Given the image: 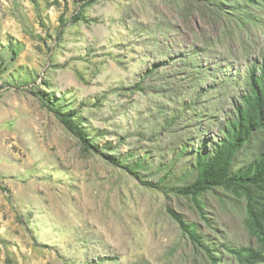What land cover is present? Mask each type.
<instances>
[{
    "label": "rangeland",
    "instance_id": "1",
    "mask_svg": "<svg viewBox=\"0 0 264 264\" xmlns=\"http://www.w3.org/2000/svg\"><path fill=\"white\" fill-rule=\"evenodd\" d=\"M85 3L0 0V264H212L168 208L239 264L226 246H259L243 198L212 190L206 220L86 151L45 103L75 112L104 153H149L153 167L184 138L217 141L263 63L264 0ZM80 10L95 21L73 22Z\"/></svg>",
    "mask_w": 264,
    "mask_h": 264
},
{
    "label": "trees",
    "instance_id": "2",
    "mask_svg": "<svg viewBox=\"0 0 264 264\" xmlns=\"http://www.w3.org/2000/svg\"><path fill=\"white\" fill-rule=\"evenodd\" d=\"M85 1V6H88L99 0ZM72 21L93 22L95 19L87 18L80 10ZM148 35L156 47L158 42L156 35L152 33ZM195 60V55H192L187 61L191 64L193 72L201 68L199 65H193ZM155 69L156 66L148 69L147 75H151ZM3 70L0 65V78ZM202 72L204 74L206 70L202 69ZM190 78L193 80L192 76ZM136 86L143 90L141 83ZM194 105L191 104L189 108H195ZM45 106L79 139L86 151L104 155L110 163L128 171L145 186L169 196L172 194L188 198L206 220L203 197L212 190L223 189L243 198L246 203L245 223L250 233L256 237L259 246L226 248L239 264H264V60L261 65L251 69L245 93L242 94L240 102L234 103V110L230 111L219 127L221 138L214 142L211 140L197 142L184 138L172 157L167 161H159L156 167H153V159L149 153L143 155L135 151L120 155L104 153L103 150H110L111 147L106 144L101 147L97 144L83 123L78 121L75 112H67L62 106H56L49 100ZM195 117L201 119L204 115L198 113L197 116L194 115ZM175 118L174 115L171 119H166L165 124L172 126ZM156 133L157 131H153L154 135ZM3 189L8 191L6 187ZM168 212L196 249L205 254L212 264H220L219 255L215 254L203 239L197 224L188 222L172 208H168Z\"/></svg>",
    "mask_w": 264,
    "mask_h": 264
}]
</instances>
